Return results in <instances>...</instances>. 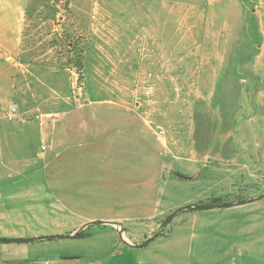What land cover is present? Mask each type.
<instances>
[{"label":"rangeland","instance_id":"obj_1","mask_svg":"<svg viewBox=\"0 0 264 264\" xmlns=\"http://www.w3.org/2000/svg\"><path fill=\"white\" fill-rule=\"evenodd\" d=\"M200 1V4H196L195 0L171 1V7L174 8L172 25L164 29L165 38L170 37L171 49L178 43V50L182 54L177 57L176 53L179 52L176 51L171 56L170 91L166 85L165 92L147 91L145 87L138 93V101L143 107L150 103L147 109L137 111L138 120L147 121L152 130H162L163 137L171 139L168 151L179 157L175 165L179 169L197 167L201 156H208L211 162L212 154H218L220 159L234 156L235 161L245 163V167L231 170L221 168L220 171L228 174V177L222 180V174H219L220 194L226 195L228 200L234 198L233 193H240L242 197L251 194L259 197L264 194V0ZM153 4L155 2L148 0H29L23 44L26 52L22 59L33 61L37 58L35 63L39 64L31 66L29 90H36L37 95L42 92L48 98L47 103L53 102L49 101L51 97L56 99L55 102L62 103L63 99L69 96L77 98L80 94L83 97L78 99L82 103L90 101L97 104L102 101L120 102L129 97L130 94L97 92L95 86H99L100 78L92 74L94 63L88 59L90 52H87L90 55H87L86 64L84 61V75L77 81L76 74L66 64L72 58L68 53V41L83 47L84 51L92 49L86 47L87 41L90 38L97 41V35L93 37L87 28L98 26L107 16L105 10L110 19L128 26L123 29L127 35L124 36L125 40L130 39L132 30L133 35L138 33L142 36L145 30L141 25L130 28L131 17L140 24L146 22L149 19L146 7ZM186 7L191 11L178 12L184 11ZM181 16H187L188 19L178 27L177 21ZM192 21L196 26H188ZM150 31L154 32L152 35L155 37L159 36V28ZM64 35L69 38L62 40ZM105 48L108 51L111 49L110 46ZM184 56V59H180ZM155 69V72L160 71V67ZM52 70H56V73ZM49 71L52 73H47ZM229 71L239 73L234 76L239 81L232 82L230 79L231 84H228ZM35 73L41 78H36ZM41 79L42 83L52 84L58 90L51 94L47 87L41 86ZM114 80L108 77L107 83L113 85ZM156 80L153 76L144 83L148 85ZM30 102L28 104L24 98L22 103L25 108L21 111L22 116L18 112L17 119L33 123L34 129L40 124L51 122L44 118L46 111L37 106L40 99ZM105 107L107 105H102V108ZM9 108L10 104L6 102L0 110V117L6 115V120H0V239L12 242H0V264H87L84 257L72 263L64 259L67 253H82L88 242L84 240L85 237L34 239L68 235L72 227L81 221L78 219L79 214L71 211L73 206L67 204L74 193L90 202L78 208L80 213L93 214L98 211V208L93 209L96 207L94 203L103 199L108 190L100 189L93 182L85 189H68L69 182H79L82 175L64 170L58 172L56 165L63 164L68 158L72 162L76 161V158L63 150L65 146L57 151L52 149L49 129L44 136L35 131L27 134L9 133ZM35 116H41V120H36ZM5 121L6 136L3 127ZM172 127L178 129L175 135L172 134ZM142 128L140 122L139 129ZM108 129L109 125L106 127ZM102 133L93 132L90 135L92 148L98 145L97 138ZM152 141L156 144L154 137ZM92 153H96V150H92ZM91 170L92 175H87L86 179L98 182L95 178L98 176L93 173L95 169ZM174 180L185 186L196 184L178 178ZM175 189L170 188L169 191L174 194ZM181 190V187L177 188L178 194L183 192ZM197 211L189 210L173 217L161 234L149 244L156 240V244L161 242V238L172 228L176 229L184 214ZM97 226L87 228L94 232L98 230ZM152 227L154 223L140 222L131 225L129 231L147 233V229Z\"/></svg>","mask_w":264,"mask_h":264},{"label":"crops","instance_id":"obj_2","mask_svg":"<svg viewBox=\"0 0 264 264\" xmlns=\"http://www.w3.org/2000/svg\"><path fill=\"white\" fill-rule=\"evenodd\" d=\"M148 1L155 4L147 5L146 13L149 19L146 22L140 24L131 17L130 28L141 25L145 30L142 36L138 33L133 35L132 30L130 39L125 40L124 36L127 35L123 29L128 26L124 22L119 23L118 20L110 19L107 10L106 18L98 26L87 28L91 30L93 37L96 38L97 35V41H92L91 38L87 41L86 47L92 49L84 51L83 60L86 64L87 55H90L87 52H90L92 57L90 55L88 59L94 63L91 67L92 74L100 78L99 86H95L97 92L130 94L126 99L122 97L124 100L120 102L102 101L97 104L90 101L82 103L81 99H78L82 94L77 98L69 96L63 99L62 103L55 102L56 99L51 97L49 101L53 102L47 103L48 98L42 92L37 95L36 90H29L31 88L28 86V77L32 74L31 66H39L35 63L37 58L33 61L27 60L28 62L22 59L26 52L23 41L29 0H0V110L2 105L8 102L10 106L15 105L22 116L21 111L25 108L22 103L24 98L28 100V104L30 101L40 99L37 106L46 111L44 118L51 121L34 129L33 123L16 118L7 124L8 132L27 134L26 132L35 131L44 136L49 129L52 149L57 151L65 146L63 150H67L69 156L76 158L73 162L68 158L65 162L61 161L63 164L58 163L57 171L77 172L82 175L79 182L68 181L67 188L85 189L93 182L97 183L100 189L108 190L103 199L94 203L96 207L93 209L98 208V211L93 214L80 213L78 208L90 202L80 198V194L74 193V197L67 204L73 206L72 210L69 207L70 210L79 214L78 219L81 221L74 225L68 234L75 232L87 222H115L122 230L120 235L114 226L108 224L98 225V230L94 232L89 231V228L83 229V233L88 235L84 238L88 241L87 247L82 249L80 255L67 253L64 259L67 263H72L84 257L87 264H264L262 197L234 206L184 214L176 229L172 228L158 244L156 240L141 249L132 248L124 242L126 240L130 244L141 243L156 232L155 229L167 215L182 206L210 204L212 199L232 203L257 196L251 194L242 197L240 193H233L234 198L228 200V197L221 195L218 190L219 174H222V180L228 177V174L220 171L221 168L229 170L242 168L245 167V163L235 161L234 156L220 159L218 154H212V162L208 156H201V160L197 161V167L179 169L175 166L179 157L168 151L171 139L163 137L162 130L157 132L152 130L147 121L138 120L137 111L147 109L150 104L148 102V106L143 107L138 101V93L145 87L147 91L165 92L166 85L170 91L171 56L176 51L179 52L176 53L177 57L182 54L178 50V43L171 49L170 37L166 39L164 33V29L166 27L169 29L172 25L171 14L174 12V8L171 7L172 0ZM199 2L202 3L195 0L196 4H200ZM196 6L188 7L196 9ZM188 7L178 12L188 13L191 11ZM186 19L187 16L179 17L178 27ZM188 26H196V23L192 21ZM153 28H159L158 37L152 35L154 32L150 30ZM106 46L111 47L110 51L106 50ZM184 58L185 56L180 57ZM155 67H160V71L155 72ZM55 71L52 70L53 73H56ZM71 72L76 74L74 69ZM36 74V78H41ZM236 75L240 74L229 71L226 82L231 84V80L239 81L235 79ZM153 76L157 78L156 82L145 85L147 78ZM108 77L115 78L113 85L107 83ZM39 81L51 94L58 90L52 84L42 83V79ZM102 105L107 107L102 108ZM0 120H6V115L0 117ZM140 122L143 127L141 130ZM6 123L5 121L3 124L5 136ZM108 125L109 129L106 130ZM177 130L172 127V134L175 135ZM91 131L95 134L105 131L98 136L99 143L94 148L90 144V135L93 134ZM152 137L155 138L156 144L153 143ZM92 150H96V153L91 154ZM141 157L144 159L140 160ZM91 168L95 169L93 173L98 176L95 177L98 182L86 179L87 175H92ZM179 172L191 179L177 176ZM175 178L194 181L196 184L185 186L175 182ZM178 187L183 190L180 194L177 191ZM170 188L172 190L176 188L174 194L169 191ZM140 222L154 223V227L141 234L129 231L131 225Z\"/></svg>","mask_w":264,"mask_h":264},{"label":"water","instance_id":"obj_3","mask_svg":"<svg viewBox=\"0 0 264 264\" xmlns=\"http://www.w3.org/2000/svg\"><path fill=\"white\" fill-rule=\"evenodd\" d=\"M177 176L183 178V179H191V177L189 176H184V175H180L177 174ZM264 194L260 195L259 197H255V198H249L247 200H243V201H239V202H232V203H226V204H205V205H191V206H185L182 208H179L175 211H173L172 213H170L159 225V228L157 229V231L152 234L150 237L146 238L143 242L139 243V244H130L129 242H127L126 240H124V242L131 246L132 248H142L145 247L146 245H148L151 241H153L156 237H158V235L164 230V228L167 226V224L173 219V217H175L176 215H178L179 213L183 212V211H189V210H204V209H212V208H222V207H226V206H234V205H238V204H243V203H247V202H251L254 201L256 199H259L261 197H263ZM112 225L114 226L118 233L121 235L122 234V230L121 228L118 226L117 223L115 222H92V223H88L84 226H82L81 228H79L78 230H76L75 232L65 235V236H54V237H45V238H36L34 239L35 241H39V240H56V239H65V238H69V237H74L76 235V233L82 231L83 229L92 226V225ZM28 240H16V242H26ZM0 242L2 243H8V242H12V240H4V239H0Z\"/></svg>","mask_w":264,"mask_h":264},{"label":"trees","instance_id":"obj_4","mask_svg":"<svg viewBox=\"0 0 264 264\" xmlns=\"http://www.w3.org/2000/svg\"><path fill=\"white\" fill-rule=\"evenodd\" d=\"M66 38H69V37H67V35H64L61 39L64 40ZM24 40H25V33H24ZM24 42L25 41H23V44ZM68 42H69V45L67 44L66 45L68 48V53L72 55V58H70L66 64L76 71L77 81H79L83 77L82 71L84 67V60H83L84 48L83 47L81 48L78 45H75V43L71 42L70 40ZM226 203H227L226 200H221V199H212L210 201V204H226ZM87 236L88 235L84 234L83 231H80L76 233V235L73 238H84Z\"/></svg>","mask_w":264,"mask_h":264},{"label":"built area","instance_id":"obj_5","mask_svg":"<svg viewBox=\"0 0 264 264\" xmlns=\"http://www.w3.org/2000/svg\"><path fill=\"white\" fill-rule=\"evenodd\" d=\"M17 114H18L17 107L15 105L10 106L9 112L7 114V120L8 121H13L16 118ZM35 119L36 120H40V116H35Z\"/></svg>","mask_w":264,"mask_h":264}]
</instances>
